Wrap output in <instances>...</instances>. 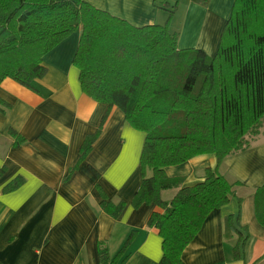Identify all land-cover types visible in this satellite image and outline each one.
I'll return each instance as SVG.
<instances>
[{
  "label": "crops",
  "instance_id": "1",
  "mask_svg": "<svg viewBox=\"0 0 264 264\" xmlns=\"http://www.w3.org/2000/svg\"><path fill=\"white\" fill-rule=\"evenodd\" d=\"M83 1L135 27L163 26L173 12L170 32L178 36V49L212 57L235 0ZM79 37L73 32L42 57L46 74L32 89L12 79L0 85V99L9 105L0 113V264H98L99 243L114 256L132 234L124 264H159L162 239L147 222L160 210L132 205L141 184L145 134L113 107L91 151L80 156L84 138L96 131L107 107L81 90L73 63ZM263 121L258 134L248 137V147L219 166L218 173L238 186L206 217L182 253L183 264H264V227L254 214V191L264 184ZM10 129L25 142L14 146ZM215 167V156L202 155L166 167L165 174L183 178L187 187ZM18 178L22 183L6 191ZM97 188L112 203H124L117 218L101 210ZM176 192L163 191L162 198L169 201ZM228 218L233 235L225 231ZM239 236L245 240L234 259Z\"/></svg>",
  "mask_w": 264,
  "mask_h": 264
},
{
  "label": "trees",
  "instance_id": "2",
  "mask_svg": "<svg viewBox=\"0 0 264 264\" xmlns=\"http://www.w3.org/2000/svg\"><path fill=\"white\" fill-rule=\"evenodd\" d=\"M172 15L163 26L135 27L83 0H0V85L12 79L32 89L46 74L42 57L79 31L73 63L81 90L107 107L96 131L84 138L80 156L91 151L113 107L145 134L141 184L132 205L160 210L147 222L162 239L159 264H183L182 253L206 217L234 195L238 183L226 181L218 168L248 147L264 118V0L234 1L212 57L178 49V36L170 32ZM7 109L0 99V113ZM8 134L14 146L25 142L14 130ZM202 155L215 156L216 167L205 170L201 182L182 187L183 178L166 176V167ZM21 183L18 178L5 190ZM171 189L177 192L165 201L162 192ZM97 190L101 210L117 218L124 203L114 204ZM254 214L264 227V184L254 191ZM224 226L235 233L231 218ZM132 235L114 256L99 243L98 264H124ZM244 240L237 238L234 259Z\"/></svg>",
  "mask_w": 264,
  "mask_h": 264
},
{
  "label": "rangeland",
  "instance_id": "3",
  "mask_svg": "<svg viewBox=\"0 0 264 264\" xmlns=\"http://www.w3.org/2000/svg\"><path fill=\"white\" fill-rule=\"evenodd\" d=\"M262 120H264V118H263ZM263 123H264V121H263ZM263 126H264V125H263ZM251 139H252V138H250V140H251ZM250 140H249V141H250Z\"/></svg>",
  "mask_w": 264,
  "mask_h": 264
}]
</instances>
